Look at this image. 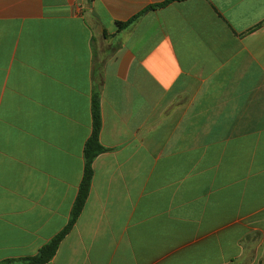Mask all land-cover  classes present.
Segmentation results:
<instances>
[{"label":"crops","instance_id":"crops-1","mask_svg":"<svg viewBox=\"0 0 264 264\" xmlns=\"http://www.w3.org/2000/svg\"><path fill=\"white\" fill-rule=\"evenodd\" d=\"M0 0V264H264V0ZM21 264V262H18Z\"/></svg>","mask_w":264,"mask_h":264},{"label":"trees","instance_id":"trees-1","mask_svg":"<svg viewBox=\"0 0 264 264\" xmlns=\"http://www.w3.org/2000/svg\"><path fill=\"white\" fill-rule=\"evenodd\" d=\"M87 3H90L92 0H86ZM185 0H165L163 3L152 5L151 7L147 8L145 11L141 12L140 14L136 15L133 19L126 23H118L119 30L124 31V29L128 28L132 25L139 17H141L144 13L148 10H154L158 8L166 7L169 4L174 2H180ZM92 110H93V130L92 134L87 141L84 149V160H85V167H84V175L80 184L79 192L73 206V210L70 216V221L65 226L64 230L51 239L48 243L39 250L38 254L34 257H30L24 259L21 264H47L49 263L53 257L55 256L61 242L66 235L71 231L74 224L76 223L77 219L79 218L80 214L83 211V208L86 204L87 198L90 193L91 184L93 180V163L95 159L106 151V149L102 146L100 142V133L102 129V118H101V109H100V94L98 92L94 93L93 102H92ZM17 261H6L2 264H18Z\"/></svg>","mask_w":264,"mask_h":264}]
</instances>
